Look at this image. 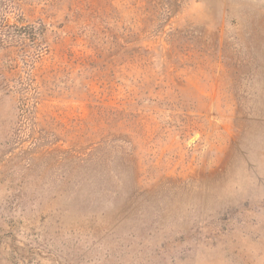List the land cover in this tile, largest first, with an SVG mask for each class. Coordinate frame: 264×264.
I'll use <instances>...</instances> for the list:
<instances>
[{
	"label": "rangeland",
	"instance_id": "1",
	"mask_svg": "<svg viewBox=\"0 0 264 264\" xmlns=\"http://www.w3.org/2000/svg\"><path fill=\"white\" fill-rule=\"evenodd\" d=\"M0 264H264V0H0Z\"/></svg>",
	"mask_w": 264,
	"mask_h": 264
}]
</instances>
